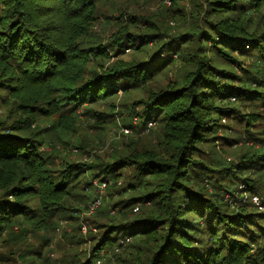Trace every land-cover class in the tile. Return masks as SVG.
Wrapping results in <instances>:
<instances>
[{"label":"trees","instance_id":"1","mask_svg":"<svg viewBox=\"0 0 264 264\" xmlns=\"http://www.w3.org/2000/svg\"><path fill=\"white\" fill-rule=\"evenodd\" d=\"M97 2L0 0V93L7 91L9 97L17 100L24 116L18 121V127L8 128L10 131L28 128L33 109L40 104L53 106L58 101V93L68 94L72 104L80 105L78 95L80 99L91 94L88 101L94 102L111 92L145 87L159 73L156 59L160 54L182 41L180 37L176 42L165 43L161 53L144 66L137 63L100 73L93 70L89 80L91 65L106 57L96 50L93 36L89 34L97 19ZM261 5L264 0H202L198 3L199 8L213 17L236 14L235 21L208 20L211 24L208 30L214 35L196 30L194 36L202 35V41L216 44V38L220 40L218 46L213 47L215 60L210 65L197 61V55L192 52L184 54L182 50L186 47L181 51L175 49L171 59L180 54L195 67L190 81L179 76L172 89L167 85L166 89L156 92L143 111L134 113L132 120L136 119L143 126L150 121L164 123V141L152 143L143 153L113 164V167L121 162L135 166L139 180L140 175L150 176L145 186L142 185L144 194L131 199L149 205H144L140 213L129 219L123 207L121 222L110 225L111 229L101 234L100 244H107L115 254L116 248L124 247L114 239L121 231L124 234L119 239L137 237L136 241L150 245L145 251L137 250L136 263L128 261L132 258L122 257L118 262L264 264V210L260 211L264 208V192H260L257 182L258 175L264 177V150L255 151V147H251L245 157L234 164L216 155L206 158V153L201 155L200 146L218 137V121L238 115L231 105L232 99L247 101L251 98V102L264 105L261 65L264 66V29L252 32L250 24ZM141 36L144 37L134 40L141 41L142 46L157 40L153 35ZM226 44L241 57L252 58L251 66L237 63L242 75L216 64L219 61L231 68L234 61L228 57L225 47L219 46ZM203 48V45L199 47ZM120 81L126 83L118 86ZM109 84H114L116 89L108 92ZM104 89L105 93L101 94ZM56 110H43V114L55 116ZM30 139L0 135V188H11L0 196V236L11 216L26 214L19 198L28 194L32 185H37L40 201L45 204L44 218L52 219L67 212H59V207L54 206L65 197V187H61L62 182L54 184L49 179L45 162L37 156L36 149L28 142ZM152 175L158 178L153 180ZM205 181L213 186L212 192L204 185ZM20 184L27 186L21 188ZM241 184L245 185L243 190L239 189ZM243 193H249L250 198L246 199ZM227 194L235 198L232 204L225 198ZM258 194L263 200L260 205L252 201ZM134 244L130 247H135ZM141 256H146L145 261ZM90 262L88 257L82 264Z\"/></svg>","mask_w":264,"mask_h":264},{"label":"rangeland","instance_id":"2","mask_svg":"<svg viewBox=\"0 0 264 264\" xmlns=\"http://www.w3.org/2000/svg\"><path fill=\"white\" fill-rule=\"evenodd\" d=\"M200 2L202 0H98L97 19L89 34L93 36L96 50L105 53L106 57L91 65L87 78L89 80L93 70L100 73L114 67L137 63L144 66L161 53L165 43L176 42L177 38L182 37L181 43L171 45L156 59V70L159 73L145 87H135L127 92L118 90L112 94L111 91L116 89L115 83L109 84V96L89 102L88 97L91 94L80 99L78 95L76 98L80 105L72 104L68 94L58 93V101L53 106L40 104L33 109L34 116L30 118L33 121L30 123L29 120L28 128L24 130H14L18 127V121L24 119L19 102L9 97L7 91L0 93V125L3 126L0 128V135L24 140L31 138L28 142L36 149L40 160L45 162L49 179L54 184L62 182L60 186L65 187L64 199L54 206L59 207V212L67 211L65 214L53 216L52 219L44 218L45 204L40 201L37 185H32L30 192L19 198L26 214L11 216L2 230L0 264H82L88 257L91 258L90 264H122L120 260L118 262L119 257L132 258V261H128L136 263L134 260L138 258L137 250L145 251L150 246L144 241H136L137 237L119 239L124 234L123 231L114 236L120 245L125 243L122 249L116 248L117 254L107 244H100L101 234L109 231L112 227L110 225L118 224L123 219V207L124 214L129 219L136 216L137 212L140 213L144 205H149L131 199L144 194L142 185L145 186L150 176L140 175L139 180L135 166L124 162L115 167L113 164L130 155L143 153L152 143L159 144L164 141V123L150 121L143 126L134 119V113L143 111L156 92L166 89L167 85L173 87L179 76L187 77L190 81V73L195 67L188 64L186 56L183 59L178 54L171 59L175 49L181 51L186 47L182 50L184 54L192 52L197 55V61L202 60L210 65L215 60L213 47L216 48L220 40L216 38V44L202 41V35L194 36L197 34L196 30L199 28L203 33L214 35L213 31L208 30L211 27L208 20L226 18L235 21L236 14H218L213 17L197 6ZM250 24L252 32H261L264 29V5L256 9ZM141 34L153 35V39L157 40L142 46L141 41L134 40L143 38ZM202 45L205 48L201 50L199 47ZM228 45L219 46L225 47L228 57L234 61L231 68L223 66L219 61L216 64L226 69H234L242 75L237 63L247 67L246 64L251 66L253 60L241 57ZM122 83L126 82L120 81L118 86ZM103 93L105 89L101 91ZM249 100H231L238 115L223 117L216 123L220 127L218 137L214 141L209 140L208 144L200 145L203 149L201 155L205 156L206 153V158L216 155L236 164L242 156L245 157L249 148L255 147V151L264 150V105L251 102V98ZM47 109H57V114L44 115L43 110ZM8 128L14 129L10 131ZM157 178L151 176L153 180ZM97 179L107 181L108 186L102 205L95 212H91L89 204L96 193L97 197L99 195L95 185ZM257 182L260 183V192H264V177L258 175ZM204 185L210 192L213 191V186L208 181ZM20 186L24 188L27 185ZM243 186L245 185L241 184L239 189L243 190ZM10 189L0 188V196ZM249 195L243 193L246 199L250 198ZM255 197L258 202L254 200ZM261 197L260 194L254 195L253 203L260 205L263 202ZM225 198L230 204L235 201L229 194ZM263 210L262 207L260 211ZM131 244L136 246L130 247ZM141 259L145 261L146 256H141Z\"/></svg>","mask_w":264,"mask_h":264},{"label":"built area","instance_id":"3","mask_svg":"<svg viewBox=\"0 0 264 264\" xmlns=\"http://www.w3.org/2000/svg\"><path fill=\"white\" fill-rule=\"evenodd\" d=\"M95 185L98 187V197H97V193H96V196L95 198L93 199V201L89 204V207H90V211L91 212H95L101 205H102V199H103V196H104V192H105V189L107 188L108 186V183L107 181H103V180H96L95 181ZM257 202H258V198L255 197V199ZM125 243L122 242L121 245H124Z\"/></svg>","mask_w":264,"mask_h":264}]
</instances>
